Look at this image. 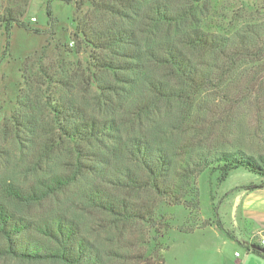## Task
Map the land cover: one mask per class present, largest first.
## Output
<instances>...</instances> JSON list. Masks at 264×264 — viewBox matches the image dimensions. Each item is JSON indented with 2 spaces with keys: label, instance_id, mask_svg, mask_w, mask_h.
<instances>
[{
  "label": "trees",
  "instance_id": "obj_1",
  "mask_svg": "<svg viewBox=\"0 0 264 264\" xmlns=\"http://www.w3.org/2000/svg\"><path fill=\"white\" fill-rule=\"evenodd\" d=\"M205 1L117 0L118 6L105 4L104 8L124 24L106 29L82 27L88 42L99 51L112 52V56H96L92 83L112 92L114 86L105 79L112 75L115 80L124 77L122 81L132 86L137 83L143 89L128 107L133 126L162 100H180L191 106L209 86L231 85L237 77H243L248 65L264 66V18L225 31L216 23H205L207 18H202L200 6ZM48 15L52 18L50 8ZM13 20L11 16L4 18L8 31ZM202 22L220 31L208 30ZM147 64L159 67L164 74L158 77L142 70ZM39 69V79L68 83L43 66ZM255 74L247 81L248 86L257 80ZM46 103L51 116L47 122L39 125L32 119L17 118L15 134L18 139L21 133L27 134L28 141L41 145L35 171L43 169L44 158L54 159L71 142L70 167L41 176L29 187L0 179V258L63 264H167L159 236L145 239L141 228L143 224L156 226L163 199L192 207L199 195L197 179L208 168L219 172L221 183L238 168L264 178V153L251 154L242 148L195 149L186 142L179 144L180 140L171 146L156 142L142 130L123 136L121 118L96 116L62 97ZM101 137L109 141L105 153L93 148ZM88 175L98 178L82 190L80 207L103 216L105 223H100L98 234L116 229L119 240L128 234V244L105 247L72 216L56 212L32 218L12 206L40 202ZM212 224L236 238L220 220H208L200 227ZM251 249L264 256L263 246L252 244L248 247Z\"/></svg>",
  "mask_w": 264,
  "mask_h": 264
},
{
  "label": "rangeland",
  "instance_id": "obj_2",
  "mask_svg": "<svg viewBox=\"0 0 264 264\" xmlns=\"http://www.w3.org/2000/svg\"><path fill=\"white\" fill-rule=\"evenodd\" d=\"M82 1L83 4H80ZM105 4L118 6L117 0H74L71 3L64 0H0V179L29 187L41 176L70 167L71 142H67L54 159L48 161L44 158L41 162L43 169L35 171L33 166L40 158L41 145L28 141L27 134L21 133V139L15 134L17 118L32 119L39 125L46 123L51 117L46 101L59 97L80 104L96 116L121 118L123 136L142 130L156 142L171 146H176V140H180L179 144L186 142L195 149L242 148L251 154L264 153L262 65H248L243 77H237L231 85L222 88L209 86L191 106L180 100H162L148 116L143 115L142 124L133 126L130 120L132 112L128 107L135 96L143 92L141 86L122 81L124 77L115 80L112 75L105 76L114 86L112 92L92 83L93 73L97 71L94 65L96 56H112V52L99 51L88 42L81 32L82 27L87 30L106 29L124 24L104 8ZM200 6H203L202 18H207L205 23H216L225 31L264 18V0H207ZM48 8L52 11V18L48 15ZM6 16L14 19L10 31L4 22ZM207 24L208 30L220 31ZM115 58L119 59V56L115 55ZM40 66L47 68L55 78H62L68 83L39 79ZM141 69L158 77L164 74L154 65L147 64ZM254 74L257 80L248 86L247 81ZM128 75L126 73L125 76ZM89 77L91 79L87 81ZM108 142L101 137L93 143V148L105 153L107 148L104 146ZM218 177L217 170L206 169L197 179L199 195L192 207L175 205L163 199L156 226H141L146 233L145 239L159 236L164 247L161 252L167 264H225L224 256L229 258L235 251H245L243 246L232 243V237L219 231V228L218 233L214 228L200 226L208 220L221 219L225 221V229L232 228V210L229 211L232 198L226 197L237 185H256L264 178L244 168L233 170L223 183ZM97 178L88 175L40 202L13 203L12 206L32 218L56 212L67 214L84 224L92 238L101 242L102 246L126 245L128 234L119 240L116 229L103 230L98 234L97 230L102 229L100 223H105L103 216L91 214L79 205L82 190ZM191 228L194 230L188 231ZM257 237L260 238V235ZM224 240L229 243L224 244ZM148 251H151L150 247ZM0 264L63 263L1 257Z\"/></svg>",
  "mask_w": 264,
  "mask_h": 264
},
{
  "label": "crops",
  "instance_id": "obj_3",
  "mask_svg": "<svg viewBox=\"0 0 264 264\" xmlns=\"http://www.w3.org/2000/svg\"><path fill=\"white\" fill-rule=\"evenodd\" d=\"M244 186L248 185L246 183L237 185L226 198H232L229 211L232 210L233 225L229 230L234 232L236 238H232L231 241L243 246L245 251L243 253L235 251L234 255L229 258L224 256L225 264H264V256L252 251V249L248 250L249 245H260V238L264 235V179L261 178V183H256L254 188ZM218 216L221 218L220 213ZM222 217L224 216L222 215ZM219 220L222 224L225 222ZM207 227L214 228L216 231L219 228L216 224L201 228ZM219 231L224 232L220 228ZM257 235H260V238ZM226 241L224 240V244L229 243ZM236 252H239V255H236Z\"/></svg>",
  "mask_w": 264,
  "mask_h": 264
},
{
  "label": "built area",
  "instance_id": "obj_4",
  "mask_svg": "<svg viewBox=\"0 0 264 264\" xmlns=\"http://www.w3.org/2000/svg\"><path fill=\"white\" fill-rule=\"evenodd\" d=\"M260 245L264 246V235H262L260 238ZM236 255H239V252H236Z\"/></svg>",
  "mask_w": 264,
  "mask_h": 264
}]
</instances>
